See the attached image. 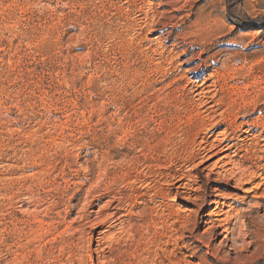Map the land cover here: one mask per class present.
<instances>
[{
  "label": "rangeland",
  "instance_id": "1",
  "mask_svg": "<svg viewBox=\"0 0 264 264\" xmlns=\"http://www.w3.org/2000/svg\"><path fill=\"white\" fill-rule=\"evenodd\" d=\"M263 88L264 0H0V264H264V199L246 193L264 168L239 190L223 179L230 160L198 159L226 133L264 165V125H242L258 113L201 108ZM180 178L241 212L219 251L204 247V202L169 188ZM162 188L173 219L197 228L145 246L130 224Z\"/></svg>",
  "mask_w": 264,
  "mask_h": 264
},
{
  "label": "bare ground",
  "instance_id": "2",
  "mask_svg": "<svg viewBox=\"0 0 264 264\" xmlns=\"http://www.w3.org/2000/svg\"><path fill=\"white\" fill-rule=\"evenodd\" d=\"M188 19V18H187ZM158 30V29H157ZM184 35V34H183ZM166 39V38H165ZM187 42V40H186ZM186 44V43H185ZM183 52V51H182ZM200 61H204L201 60L199 58ZM195 61V60H194ZM193 61V62H194ZM189 63V62H188ZM202 77V76H201ZM207 77V76H206ZM213 77H214V73H213ZM209 78V77H208ZM212 78V76L210 77ZM222 79V78H221ZM210 80V79H209ZM217 80V79H216ZM208 82V79H204V86L206 85V83ZM223 83V82H222ZM214 86V85H213ZM224 86V85H223ZM232 86V85H231ZM209 87V86H208ZM228 87V86H226ZM233 87V86H232ZM248 88V87H247ZM245 88V92L247 91ZM234 90V89H233ZM228 91V90H227ZM230 91V90H229ZM261 92L256 96V97H249L248 94H243V93H239L238 95H236L234 98L233 95H229L227 94L228 92H226V97L222 99L223 103H221L222 105H218L214 98H205V101L202 100L201 103V108L204 109L203 113L209 112L210 110H213L214 107H218L220 108L221 106H225L227 108V110L231 109V111L235 112V115L233 117H235V121L237 120V116H239L240 114H244L243 116H251L254 115L256 113H258L260 115L258 120H246L242 123L243 128H245V133H247L248 135L252 132L253 127H260L262 125H264V108L260 109V106L257 105V101H259L261 98H264V88L262 90H260ZM248 92V91H247ZM246 92V93H247ZM205 93H200L198 95H201ZM236 94V93H235ZM173 96V95H172ZM177 96V95H176ZM253 100L252 105L249 104V101ZM203 99V98H202ZM183 102V101H182ZM257 102V103H256ZM174 105V104H173ZM210 107L211 109H208L207 107ZM194 107V106H193ZM198 107V106H197ZM187 108V107H186ZM208 109V110H206ZM193 110V109H192ZM190 111V110H189ZM184 112V111H183ZM229 112V111H227ZM202 113V114H203ZM210 113V112H209ZM251 113V115H249ZM185 115V114H184ZM197 117L195 118L196 120V126L195 128H197L199 131L202 130L204 128V123L206 122V120H208L210 118V116H204L201 117L200 113L196 114ZM208 115V114H207ZM247 116V117H248ZM184 117V116H183ZM195 117V116H194ZM169 118V117H168ZM192 118V117H189ZM194 119V118H193ZM239 119V118H238ZM145 120V119H144ZM234 120V119H232ZM194 121V120H193ZM238 121V120H237ZM149 122V121H148ZM183 122V121H182ZM195 122V121H194ZM220 123V122H219ZM224 124H226L229 128H232L233 126V122L229 121V120H225ZM145 125V124H144ZM190 125V124H189ZM218 126V124H216ZM188 126V125H187ZM191 126V125H190ZM222 126V125H221ZM169 127V126H168ZM214 127V126H213ZM216 127V126H215ZM179 128V127H178ZM189 128V127H188ZM185 129V128H184ZM192 129V128H191ZM194 129V128H193ZM179 130V129H178ZM187 130V129H186ZM237 130V129H236ZM260 130V129H259ZM233 131V130H232ZM176 132V131H175ZM188 132V131H187ZM191 132V131H189ZM188 132V133H189ZM210 132H212V130L210 129ZM226 132V131H225ZM194 133V132H193ZM202 133V132H201ZM233 133V132H232ZM231 133V134H232ZM191 134V133H190ZM199 134V132L197 133ZM196 134V135H197ZM212 134H215L214 132ZM223 136L222 139H216L214 142L209 143L208 141L205 142L202 145H200V154L198 155V159L199 160H204L207 156H209L211 153H214V156H221V160L223 159H228L229 161V165H231L232 167V171L230 172V174H227L223 179L225 181V183L227 185H230L231 183H233L235 186V188H238L239 190L241 188H243V186L248 183H243L244 180L248 179L249 181H252L253 179H255L256 177H259L262 179L261 174L257 173V169H262L264 167V165H261L260 163L262 162V156L259 158L254 159V154L257 155L256 151L257 149L252 148V149H244L243 146H238V142L236 140L235 137H232L231 135H228L226 133L221 134ZM191 137L195 136V135H190ZM213 136V135H212ZM211 136V137H212ZM197 137V136H196ZM249 138V137H248ZM196 139V138H195ZM193 140V139H190ZM240 140V139H239ZM183 141V140H182ZM202 141V140H201ZM193 142V141H192ZM191 142L189 141V136L187 138H185V141L182 145V150L185 152H189L191 151ZM201 144V143H200ZM245 145V144H244ZM193 146V145H192ZM146 149V148H145ZM150 149V148H149ZM234 150V151H233ZM192 152V151H191ZM198 152V151H197ZM245 152L244 156L240 157V161L237 164H234L233 162V158L234 157H238L239 153H243ZM190 154V153H189ZM192 154V153H191ZM193 155V154H192ZM111 160V159H110ZM227 160V161H228ZM263 163V162H262ZM107 170V169H106ZM263 170V169H262ZM261 170V171H262ZM105 171V170H104ZM227 171V170H226ZM229 171V170H228ZM229 173V172H228ZM183 177V176H182ZM189 177V176H188ZM193 176H191L192 178ZM196 177V176H195ZM194 178V177H193ZM198 178V177H197ZM258 179V178H257ZM189 180V178H188ZM196 180V179H195ZM210 180V179H209ZM213 181V180H211ZM256 181V180H255ZM261 181H264L261 180ZM193 182V181H192ZM195 182V181H194ZM214 183H217V180L213 181ZM169 188L171 186V188L174 191H179L182 190L184 192H182L181 194H183V196H181L183 202H185L187 205H197L200 204L199 202H204V219L202 218V223L204 224V227H209L205 233L208 234L209 237V242L204 244V247L207 249L208 252H214L217 249H215L216 246H214L213 244V240L215 238L218 239L217 233L218 231L221 229H223V234L225 233V238L227 240V238H229L230 236H232L233 234V230L231 229V226H229L231 224V222L233 220L236 221V218L240 216V211L236 208H233L232 204L227 202V197L225 196V194L222 192V188L221 187H215L212 190V194H208L206 190L204 191V196H200L199 190L200 187L197 186L196 189H190L189 186L191 182H185L184 178H180L177 181H169L168 182ZM208 183V182H207ZM251 183V182H250ZM264 183V182H263ZM258 183L254 186V188L250 189V190H246V193L251 194L253 193L254 197L253 199L256 201H261L262 199H264V184ZM89 184V183H88ZM194 184V183H193ZM219 184V183H218ZM196 185V183H195ZM250 185V184H249ZM167 186V185H166ZM252 186V185H251ZM91 187V186H90ZM192 188V187H191ZM163 189V188H162ZM171 189V190H172ZM245 189V188H243ZM106 190V189H105ZM104 190V191H105ZM168 190V188H167ZM195 193V195H192L193 192ZM201 191V190H200ZM262 191V192H261ZM172 192V191H171ZM171 192L169 190V192H167L166 190H160L158 191V193H156V195H154V198L151 199L150 203L151 206H148L147 204H144V202L139 203L141 205H143L142 210H137V214L136 217L132 220V223L130 224V233H129V237H131L132 239L137 238L139 240H145V246L147 244H152V243H157V241L159 239H162V236H165L169 241H172V237L173 234L172 232H179L180 230L183 232H188L191 234V236L193 235L195 229L197 228V224H198V219H195L197 223H195V225L193 226V228L191 227V222L190 220L187 218H177V219H173L174 218V214H172L171 212V205L168 203L169 198L171 197ZM181 192V191H180ZM245 192V191H244ZM261 192V193H260ZM118 193V192H117ZM177 193V192H176ZM260 193V194H259ZM118 199V198H117ZM143 199V198H142ZM31 200V199H30ZM131 201V200H130ZM87 203V202H86ZM89 203V202H88ZM131 204V203H130ZM202 204V203H201ZM107 205V204H106ZM85 206V205H84ZM138 206V205H137ZM135 206L134 209L137 207ZM103 207V206H102ZM122 207V206H121ZM199 207V206H198ZM197 208V207H196ZM202 208V206L200 207V209ZM100 209V207H99ZM133 209V210H134ZM199 209V208H198ZM197 209V210H198ZM203 209V208H202ZM202 209L197 212L200 214V212H202ZM228 209V210H226ZM132 210V209H131ZM196 210V211H197ZM171 211V212H170ZM81 212V211H80ZM173 212H175L173 210ZM90 213V212H89ZM105 215V213H104ZM196 215V216H197ZM135 216V215H134ZM201 219V218H200ZM104 221V220H103ZM238 221V220H237ZM201 223V222H200ZM164 230H166L169 235L166 236L163 235ZM126 234V233H125ZM145 234V235H144ZM234 235V234H233ZM236 235V234H235ZM98 238V237H97ZM194 238V236L190 237ZM231 240V239H230ZM197 241V240H196ZM233 241V240H232ZM229 242V241H227ZM30 243V242H29ZM105 243V242H104ZM182 244V242H180ZM223 243L224 241L222 240L221 242V246L223 247ZM32 244V243H31ZM30 244V245H31ZM99 246L102 245L101 242H98ZM166 244V243H165ZM195 242L192 243V245H194ZM112 245V244H110ZM167 245V244H166ZM185 245V244H184ZM168 246V245H167ZM165 246V247H167ZM220 246V247H221ZM110 247V246H109ZM108 247V248H109ZM148 247V246H147ZM185 247V246H184ZM183 247V248H184ZM202 247V246H201ZM203 247V248H204ZM219 247V246H218ZM19 248V246H18ZM194 248H198V246L192 247L189 250L194 251ZM25 249V247H24ZM159 250L162 248H158ZM167 249V248H166ZM199 249V248H198ZM9 250V249H8ZM28 250V249H27ZM163 251V250H162ZM161 251V252H162ZM219 251V250H217ZM28 252V251H27ZM142 252H144V250H142ZM22 253V252H21ZM110 253V252H109ZM138 253V252H137ZM158 253V250H157ZM24 254V253H23ZM163 254V253H162ZM140 257H135L137 259V261L142 259V253L139 254ZM137 255V256H139ZM165 255V254H164ZM192 255V254H191ZM31 258V257H30ZM19 259V258H18ZM92 261V260H91ZM136 261V262H137ZM13 262V261H12ZM12 262L10 264H12ZM141 262V261H140ZM21 263V262H20ZM70 263V262H69ZM18 264V263H17ZM31 264V263H30Z\"/></svg>",
  "mask_w": 264,
  "mask_h": 264
}]
</instances>
